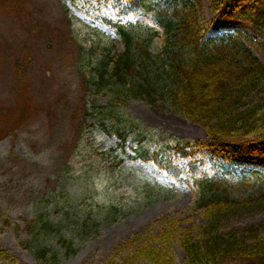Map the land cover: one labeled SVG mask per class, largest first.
<instances>
[{"label": "rangeland", "instance_id": "obj_1", "mask_svg": "<svg viewBox=\"0 0 264 264\" xmlns=\"http://www.w3.org/2000/svg\"><path fill=\"white\" fill-rule=\"evenodd\" d=\"M198 1L213 35L241 30L264 44L259 20H221L208 0ZM125 8L126 0H0V247L18 264H54L26 249L33 224L54 226L47 245L57 250L59 264H104L118 247L165 219L185 229L201 226L205 218L195 210L194 174L264 167V143L238 153L204 148L177 162L195 161L177 180L152 162L130 158L134 134L126 154L116 158L118 140L88 116L93 100L104 107L107 123L113 112L123 123L132 119L148 129L151 148L209 142L204 129L165 104L154 108L137 101L122 107L111 92L96 95L87 89L93 70L84 69L83 58L103 50L123 52L109 22L142 21ZM161 44L156 40L153 50ZM254 49L264 60L263 51ZM261 222L264 213L231 228ZM63 239L73 242V251L60 245ZM174 257L185 264L178 246Z\"/></svg>", "mask_w": 264, "mask_h": 264}, {"label": "trees", "instance_id": "obj_2", "mask_svg": "<svg viewBox=\"0 0 264 264\" xmlns=\"http://www.w3.org/2000/svg\"><path fill=\"white\" fill-rule=\"evenodd\" d=\"M208 1L221 20L257 19L264 27V0ZM201 8L198 0H126L125 13L142 21L109 22L123 52L112 55L103 50L82 61L84 69L93 70L87 89L94 94L111 92L122 107L137 101L154 108L165 104L206 131V144L178 142L151 148L148 129L132 119L123 123L113 112L107 123L104 107L93 100L88 116L118 140L116 158L126 154L134 134L137 144L131 146L130 158L152 162L177 180L185 178V169H194L195 161L183 166L177 162L195 157L201 149L238 153L264 143V60L254 49L264 53V44L241 30L213 35L203 23ZM158 39L161 47L153 50ZM192 180L198 191L195 210L203 212V225L185 229L176 220L165 219L118 247L104 264H176L175 246L184 252L185 264H264V222L231 228L243 218L264 213V167L227 166L212 175L194 174ZM39 225L29 227L26 249L37 260L59 264L57 250L47 245L54 226ZM60 245L73 251L71 240L63 239ZM0 264L18 262L0 247Z\"/></svg>", "mask_w": 264, "mask_h": 264}]
</instances>
